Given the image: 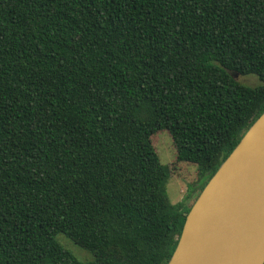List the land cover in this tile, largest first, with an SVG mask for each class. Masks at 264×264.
<instances>
[{"label": "trees", "instance_id": "obj_1", "mask_svg": "<svg viewBox=\"0 0 264 264\" xmlns=\"http://www.w3.org/2000/svg\"><path fill=\"white\" fill-rule=\"evenodd\" d=\"M263 112L264 0H0V264H167ZM162 131L197 167L178 203Z\"/></svg>", "mask_w": 264, "mask_h": 264}, {"label": "water", "instance_id": "obj_2", "mask_svg": "<svg viewBox=\"0 0 264 264\" xmlns=\"http://www.w3.org/2000/svg\"><path fill=\"white\" fill-rule=\"evenodd\" d=\"M167 264H264V112L197 197Z\"/></svg>", "mask_w": 264, "mask_h": 264}, {"label": "rangeland", "instance_id": "obj_3", "mask_svg": "<svg viewBox=\"0 0 264 264\" xmlns=\"http://www.w3.org/2000/svg\"><path fill=\"white\" fill-rule=\"evenodd\" d=\"M235 77L240 82L250 86L261 84L260 78L255 74H235ZM154 141L161 161L169 164L172 169V174L167 182V193L171 201L178 203L185 200L186 196L191 192V186L198 179L197 167L179 163L173 138L168 131H162L157 134ZM56 238L83 263H89L95 260L93 253L77 245L65 234L59 233Z\"/></svg>", "mask_w": 264, "mask_h": 264}]
</instances>
